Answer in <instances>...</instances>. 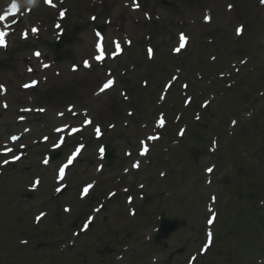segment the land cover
Instances as JSON below:
<instances>
[{
	"label": "rangeland",
	"instance_id": "374dc122",
	"mask_svg": "<svg viewBox=\"0 0 264 264\" xmlns=\"http://www.w3.org/2000/svg\"><path fill=\"white\" fill-rule=\"evenodd\" d=\"M6 1L0 0V9ZM145 1H147V10L152 16L156 14L159 17L158 20L151 17L153 25H150L154 28L152 34L153 42L159 46H156L154 58L151 62H148L143 52L138 49L135 57L131 56L130 58L137 65L131 71L128 69L126 73V77H130L131 79L135 78L130 84L134 87L139 85L138 74H141L142 78H145L143 75L146 74L147 70H149L148 73L152 76L151 82L155 78L160 80L156 84L157 90L154 89V85H150V90L142 89L139 92L138 96L141 99L140 103L143 108L149 106L147 94L150 91L157 94L161 88V82L172 73H175V67L179 66V63L173 62L170 52V47L175 42V33L179 29L176 25L177 19L184 18L185 22H187L189 17L200 15L203 7L210 8L213 12V19L206 27L196 24L194 26L188 25L185 29L190 35H194L196 40L188 46L178 59L179 62L183 63L182 65L180 64L183 67V72H189V79L185 78V76L182 79L187 80L189 84L197 83L200 89L209 90V88L202 85L206 83L202 80L206 79L199 81L196 77V72L201 70V68H196L197 65L205 66L204 70L206 71L207 77L212 75L211 71L216 73L222 71L223 68L233 71L230 67V61H225L218 69L212 68L213 66L207 63L205 64L208 55L214 54L215 49L218 51L219 46L224 50L222 57L228 55L231 51L230 49L233 48H238L236 51L239 54L241 49L239 47H242L246 50L245 53L248 56L254 57L255 62L260 64L264 62V44L260 43L264 36V7L260 8L257 0H233L238 6L236 13H234L238 18L234 17L232 11H224L223 6L226 0H167L172 3L170 6L161 5L160 0ZM199 2L202 4L200 7ZM70 3V10H67L66 13L68 23L64 24V27L67 33L79 29L81 31L73 37L70 45H64L61 49L62 51L68 49L70 58L62 60L56 66L60 71V76L55 77L53 74L54 69H51L48 84L42 85L38 90L40 94L50 89L49 93H51L47 95L54 99L58 105H60L62 100L72 98L80 103L82 99L89 97L90 87L82 71L71 74L68 72L67 67L70 62H79L82 55L91 52L89 49V43L91 42V24L86 21L87 13L91 11L89 9L90 5L87 0H71ZM93 8L95 10L96 5ZM119 8L120 6H117L113 10L115 16ZM51 14H55V11ZM29 16L28 19H30L31 23L44 17L41 16L36 19L33 16V10ZM102 18L104 17L99 16L97 21H102ZM238 21L245 24L244 34L246 33V35H242L241 38H244L243 40L233 41L232 27ZM76 23H78L79 27L81 24L84 26L75 30L74 25ZM141 24H144L142 20L138 22V28L134 30L133 37L136 40L141 39L139 33ZM214 26L221 28L220 31L224 28L231 29L228 30V33H225L226 37H223L220 41L214 38L212 43H206V33L209 28H213ZM144 29L147 30L146 28ZM204 31V36H202L201 32L203 33ZM48 39L51 40L50 38ZM16 41H21L18 38V33L16 36L15 34L12 35V46L9 47L8 53L12 54V51L15 50ZM255 47L258 48V51H256ZM22 48L20 46L19 50H17L20 53L12 55L8 66L0 69V80L4 81L9 87L7 97L10 101L9 109L0 112V132L8 127H11L8 129L16 131L14 128L15 125L9 124L6 126V124L9 121H13L15 108L22 104L19 100H15L18 98V94H16L17 84L29 78L27 76L15 80L13 77V73L20 69L21 71L23 70L22 66L20 68L17 65L21 55H26V51ZM5 57L6 54L1 51L0 59ZM232 57L230 55V58ZM130 59L125 56L121 60V63L127 65ZM217 59L212 64H215ZM139 60L142 62V65L141 63L139 65ZM240 60L243 61L244 57ZM155 65L157 66L156 69H154ZM112 66L114 67V65ZM162 67L166 69L163 70ZM243 71L244 69H241L240 73L235 76L237 83L228 91L231 94L230 96L222 94L219 98L215 97V99L219 100L228 99L230 100L229 102H226V104L224 102H211L206 106V112L211 115L210 117H206V119L209 118L206 124L200 122L202 125L196 131V133L202 134V149H199L201 145L196 147L194 143L192 149L188 150V154L193 162L191 164L188 161L191 167L188 177L183 182H180L178 178H172L174 182L168 179L165 181L164 179L166 177L164 179L158 178L154 180V184H149V187L146 189L148 194H151L153 191L150 189L151 186L156 184L159 188V195L162 197L159 205H157L159 200L155 195L148 197L142 204L137 200L138 213L140 211L142 216H144H141L143 223L140 226L137 223L138 213L135 215L136 217L128 218L122 201L114 199L108 202L104 210L97 214L91 228L85 233L79 234L77 238L72 237V228L78 226L88 212L91 204L84 203V211L74 209L69 215L63 213L61 205L68 203L73 206L77 201L75 195L78 186L90 178V174L87 175L82 171L84 167L82 163L74 167V174L72 176L71 174L69 175L70 188L55 200H51L49 197L50 187L45 185V181H43L39 191L34 194L32 201L25 202L19 199L20 193L24 191V185L29 182L30 175L36 171L34 166L37 157L31 158L29 156L28 159L23 160L20 168L16 172H10L11 180L9 182L5 179V175H3L4 179L0 180V264H7L8 262L6 260L12 262L11 264H185L187 256L194 251V253H197L199 243L204 239L203 220L206 214L204 206L208 195L213 193H216L217 196L215 209L218 211L217 220L213 226L215 234L214 245L205 255H196L194 264H264V67L260 71L254 72L246 80L242 77ZM182 79H178L176 83ZM224 80L226 79L219 80V84L223 85ZM89 82L91 83L90 80ZM176 86L178 87V85ZM261 91L263 94L260 96L259 92ZM205 94L208 95L207 92ZM233 95L236 98L232 97ZM19 96L21 97L23 94L19 93ZM79 96L81 97L80 99ZM242 98L246 99L249 106L253 109L252 115L254 116V120H259L256 121V129L253 128L254 131H246V137L235 143L232 155H236L237 158H234L233 161L230 160L229 155H224L223 157L218 155L221 148H218L208 156L207 145L209 143H205V139L209 137L211 132L215 134L219 133H216L214 128H219L220 120H222L221 130H223V133L232 134L234 132L232 122L226 116L229 110H222L224 106L228 104L229 107L231 105V108L234 109L235 116L238 118V122H244L246 120L247 117L242 116L241 109L234 107L245 105L243 100H239ZM135 100H138V98ZM181 100L182 98L178 97L174 103V107L178 111L183 109ZM21 101H26V99L21 97ZM120 101L119 97L115 99V103H120ZM42 103L45 104V101L43 100ZM149 110H146L148 111L146 112L147 115H150L153 111ZM156 111L150 117H154ZM138 112V117H141L142 112L139 110ZM45 116L53 119V112L49 113L48 111L45 113ZM229 116L233 118V115L230 114ZM145 119L147 118L141 117L140 122ZM120 120H116V124ZM139 123L138 120L136 125L130 122L126 130L122 129L120 122L118 123L117 130L125 133L121 137L126 135L129 144L132 146L134 139L131 135H135L140 131ZM210 130L212 131L210 132ZM121 137L118 147L116 143L113 144L115 146V158L110 167L111 172H113L115 165L120 166L131 160L123 158L125 144ZM204 144H206L205 152H203ZM166 145H168V141ZM232 146L229 145V148L231 149ZM219 147H222V144ZM170 154V151L161 152L160 156L169 157ZM222 154L225 153L222 151ZM89 157L87 153L84 154V160ZM212 163L215 164V168L211 173V184L207 186L204 182L207 177L202 171L204 167ZM29 165L32 167L27 172L24 171L26 170L24 168L26 166L29 167ZM160 167L162 166H158L155 172ZM181 167L182 163L179 162L174 166L167 165L166 169L168 173L169 171L172 173L174 170L173 176L177 173V177H179L178 173ZM195 168L196 170L192 172ZM8 170L9 167L4 170L5 174L9 172ZM45 172L47 174L48 170H45ZM106 173L108 172L105 169L101 172V181ZM111 176H115V173ZM136 176H143V174ZM99 191L100 187H97L94 193H99ZM166 192H169V196H166ZM98 198H95V200H98ZM245 204H249L253 209L255 206L256 209L252 211L248 207L243 212L241 206ZM258 206L263 207L258 209ZM163 209L166 211L164 214L166 218L176 217L185 220V227L180 228L181 230L171 234L167 240H162L158 244H154L152 239L148 242L144 241V237H147L151 232V228L157 224L156 215L161 210L164 211ZM40 210H45L46 214L35 226L32 223V218ZM15 212L20 215V221L18 223H13L15 220L13 214ZM243 216L244 220L241 221ZM248 216L252 217L248 218ZM146 219L149 222L151 220V223H144ZM235 219L238 224L234 222ZM240 221L242 223H239ZM225 233H228V236H225ZM21 239H26L28 243L22 244L23 246L18 248L21 245L19 243ZM72 240L74 245L68 246V242ZM184 241H188V243L184 244ZM162 242H166V250L162 249ZM181 248L182 251L176 254L175 251ZM169 252H172V256H169Z\"/></svg>",
	"mask_w": 264,
	"mask_h": 264
},
{
	"label": "snow or ice",
	"instance_id": "6c2138e0",
	"mask_svg": "<svg viewBox=\"0 0 264 264\" xmlns=\"http://www.w3.org/2000/svg\"><path fill=\"white\" fill-rule=\"evenodd\" d=\"M29 2L32 3V2H34V0H29ZM45 3L51 4V0H45ZM133 3L135 4V0H133ZM261 3L264 4V0H261ZM135 6L138 7L139 5H138V4H135ZM17 10H18V8H17V4L15 3V0H13V3L9 6L7 12H6L4 15H0V21L4 20L9 12L14 13V12L17 11ZM61 15H63V13H61ZM205 20H206V21L210 20V17L206 15V16H205ZM33 31H35V29H33ZM242 31H243L242 26H241V27H238V28L236 29V32H237L238 35L241 34ZM4 35H6V33H0V37H3ZM186 39H187V38L185 37V35H184L183 33H180V34H179V47L175 48L174 51L179 52L182 48H184V47H185V44H186ZM3 44H4V41H3L2 38H0V45H3ZM98 47H99V46H98ZM116 47H117V50H119V47H120V46H119L118 43H116ZM151 53H152V50L149 49V55H151ZM37 55H39V54L37 53ZM99 58H100V57H97V59H99ZM85 63L87 64V62H85ZM112 84H113V81H112V80H108V81H106V82L102 85V87L100 88V91H104V90H106V89L109 88ZM25 86L27 87V85H25ZM157 123H158V126H162V125H163V119L159 120ZM97 132H99V129H97ZM155 138H156V137H149V139H155ZM13 139H15V137H13ZM142 143H143V142H142ZM146 150H147L146 148L143 149V150H142V154H143V151H146ZM8 151H11V149H8ZM18 158H19V157H16V159H18ZM5 163H7V161H5ZM71 163H72V157H69V159H68V164H71ZM137 166H138V165H135V164L133 165V167H137ZM65 167H67V165L62 166V167L60 168V170H59L61 176H63V174H64V169H65ZM207 171H208V172H212L213 169H212V168H209V169H207ZM90 187H91V185L86 186V187L82 190V195H83V194H86V193L88 192V190H89ZM58 191H59V189H58ZM65 211H69V209H65ZM42 215H43V213H41V216H42ZM39 219H40V217L38 216V217H37V220H39ZM208 223L211 224V223H212V220L209 219V220H208ZM85 227H87V225H85ZM204 247L206 248L207 245H205ZM202 250H203V249H202Z\"/></svg>",
	"mask_w": 264,
	"mask_h": 264
},
{
	"label": "water",
	"instance_id": "95a60500",
	"mask_svg": "<svg viewBox=\"0 0 264 264\" xmlns=\"http://www.w3.org/2000/svg\"><path fill=\"white\" fill-rule=\"evenodd\" d=\"M112 155V149H108V152H107V157H111ZM166 225H169L168 228H166ZM178 226V222L173 220V221H164L163 222V225L161 226V230L157 236V238H160L162 236H166L170 231L176 229Z\"/></svg>",
	"mask_w": 264,
	"mask_h": 264
},
{
	"label": "trees",
	"instance_id": "16d2710c",
	"mask_svg": "<svg viewBox=\"0 0 264 264\" xmlns=\"http://www.w3.org/2000/svg\"><path fill=\"white\" fill-rule=\"evenodd\" d=\"M258 210V209H257Z\"/></svg>",
	"mask_w": 264,
	"mask_h": 264
}]
</instances>
